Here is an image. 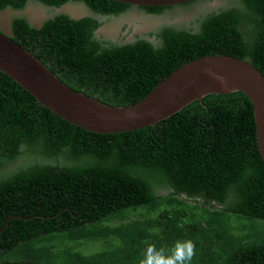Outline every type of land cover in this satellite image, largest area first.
<instances>
[{"label": "trees", "instance_id": "trees-1", "mask_svg": "<svg viewBox=\"0 0 264 264\" xmlns=\"http://www.w3.org/2000/svg\"><path fill=\"white\" fill-rule=\"evenodd\" d=\"M27 1L0 0V12ZM35 1H83L109 15L132 7ZM240 2L238 11L197 15L195 30L162 29L158 47L146 40L103 47L92 38L95 20L63 14L39 28L14 18L10 38L73 91L129 106L200 57L245 60L264 76V0ZM23 155L33 165L9 172ZM156 186L171 192L157 196ZM9 216L23 219L0 232V264H140L146 242L170 254L185 240L196 246L191 264H264V163L251 101L241 92L211 94L155 126L98 134L63 120L0 72V229ZM57 236L55 250L47 242ZM93 242L103 243L105 260L76 248Z\"/></svg>", "mask_w": 264, "mask_h": 264}, {"label": "water", "instance_id": "water-1", "mask_svg": "<svg viewBox=\"0 0 264 264\" xmlns=\"http://www.w3.org/2000/svg\"><path fill=\"white\" fill-rule=\"evenodd\" d=\"M112 1L134 7H170L196 0ZM0 72L63 120L98 134L155 126L190 103L201 102L207 95L241 92L253 107L257 148L264 163V76L245 60L223 55L200 57L174 70L140 101L112 107L67 87L32 52L0 31ZM12 218L23 219L9 216L0 232Z\"/></svg>", "mask_w": 264, "mask_h": 264}, {"label": "rangeland", "instance_id": "rangeland-1", "mask_svg": "<svg viewBox=\"0 0 264 264\" xmlns=\"http://www.w3.org/2000/svg\"><path fill=\"white\" fill-rule=\"evenodd\" d=\"M209 6V7H208ZM211 6L215 7L213 10H211ZM75 9L76 14L78 15V13L82 12L84 10V6H82V4H73V6ZM192 8V10H191ZM243 8V4L240 2V0H200L197 3H194L188 7H183V8H176L175 11L178 13H176L177 15L175 20H177V23L180 24H175V26L177 25L179 26H184L185 29L187 30H192L195 28L194 25V21L197 18V15H205L207 13L210 12H218L221 10H240ZM134 10H131L130 12H132ZM187 11L188 14H184L182 12ZM129 13V12H128ZM125 14L123 15L124 17L128 18L130 15ZM182 13V14H181ZM46 14L45 11V6H43L41 3L35 1V0H28L25 4V6L21 9H17L14 10L12 8H8L5 9L4 11L0 12V29L3 33L7 34V35H12L11 34V22L14 18H23V19H27L30 23L36 25V26H40V24L42 23V21H44V18ZM180 14V15H179ZM121 19V18H120ZM114 22V20H112ZM101 22L100 27H99V31L102 30V27L105 25H110V33L113 34V31H115L116 35H115V39L119 40V42L121 43H126L128 38L131 39V34H132V28H130L129 26H125L122 23L119 24V26L117 25V19L115 20V22ZM119 21V18H118ZM127 25V24H126ZM182 26V27H183ZM126 27V28H125ZM126 29V30H125ZM195 30V29H194ZM97 31V37L98 38H102V36H100V32ZM39 162H43L42 160H39ZM60 163H62L63 161H59ZM34 163V159L32 156H28V155H23L20 159H18V161L16 163H13L12 165L9 166L10 170L9 172H11L12 170H14L16 167L19 166H31ZM154 194H156L157 196H166L168 195L171 191L169 188H165V187H160V186H156V188L153 190ZM179 198L185 200L187 203H191L192 201H190L189 199H186L185 196H179ZM216 207H218L216 205ZM213 210V209H211ZM162 213V212H161ZM125 221V220H123ZM118 220L116 221H112V223H110L112 226L115 224H118ZM233 224V223H232ZM145 226L149 227L150 224H145ZM234 226L236 227L237 224L234 223ZM132 229H135V226L132 227ZM118 237V236H116ZM59 239H61V237L57 236L54 237L52 240H50V242H47L48 245H53L55 250H57V245L52 243L53 240L57 241ZM103 243L101 242H93V243H88L87 245L84 246H76L77 249L81 250V254L85 255V256H92L93 255H99V258L102 260H105L106 258V254L101 255V252H103L104 250ZM107 250V249H106Z\"/></svg>", "mask_w": 264, "mask_h": 264}, {"label": "flooded vegetation", "instance_id": "flooded-vegetation-1", "mask_svg": "<svg viewBox=\"0 0 264 264\" xmlns=\"http://www.w3.org/2000/svg\"><path fill=\"white\" fill-rule=\"evenodd\" d=\"M77 3L82 4V6H84V10L78 13V15L76 14L74 10L75 8L72 7L73 4H77ZM179 7L180 6H176V7L173 6L172 8H169L168 10L160 14H149L144 9H140V7L132 6L126 11L118 15H112V14L109 15V14H101L96 11H93L83 1H68L60 7L45 6V11H46L45 15L47 16H45L44 21H42L40 26H36L30 23L27 19L25 20L31 27L37 28V27H41L46 21L53 19L55 16L62 15V14L69 17V19L76 20V21L80 19H84V18H91L99 24L98 27L94 29L92 32V38L95 41H97L99 44H101V46L103 47L120 46V45H125L127 43H135L139 40H146L153 46L158 47L161 44V39L159 38V35L162 29L173 28V27L179 28V29L184 28L183 25H182L183 27L182 26L178 27L177 25L175 26V24H180V23H177V20H175L176 18L175 15L178 14L175 11V9ZM214 8L215 7L211 6V10H213ZM131 10H134V11L130 12ZM222 11H225V10H222ZM127 13L128 15H130L128 18L123 16ZM182 13H181L182 15L188 14L187 12H182ZM118 18H119V21H118ZM116 19H117L116 22L118 26H119L118 24L119 22L120 24L122 23L123 25L129 26L130 28H132L131 39L128 38L126 43H121L119 42V40L115 39L116 32L113 31V34L110 33V29H111L110 25H107V26L104 25L101 31L98 30L101 22L106 23V22H111L112 20H114L115 22ZM97 31L100 32V36H102V38L97 37V33H96Z\"/></svg>", "mask_w": 264, "mask_h": 264}, {"label": "clouds", "instance_id": "clouds-1", "mask_svg": "<svg viewBox=\"0 0 264 264\" xmlns=\"http://www.w3.org/2000/svg\"><path fill=\"white\" fill-rule=\"evenodd\" d=\"M178 6H180L179 8L185 7L183 4ZM146 243L147 247L140 264H191L196 254V246L192 240L177 241L170 254H166L163 248L157 249L154 243Z\"/></svg>", "mask_w": 264, "mask_h": 264}]
</instances>
